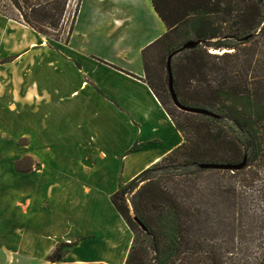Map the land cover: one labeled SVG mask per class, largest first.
Instances as JSON below:
<instances>
[{"label":"crops","instance_id":"1","mask_svg":"<svg viewBox=\"0 0 264 264\" xmlns=\"http://www.w3.org/2000/svg\"><path fill=\"white\" fill-rule=\"evenodd\" d=\"M165 32L152 0H81L64 42L0 13V264H51L63 241L64 263L125 264L134 234L111 195L184 141L145 81L142 51ZM62 104L82 120L49 125Z\"/></svg>","mask_w":264,"mask_h":264},{"label":"trees","instance_id":"2","mask_svg":"<svg viewBox=\"0 0 264 264\" xmlns=\"http://www.w3.org/2000/svg\"><path fill=\"white\" fill-rule=\"evenodd\" d=\"M11 1L18 15L2 8L0 13L58 39L48 31L60 30L68 0ZM152 4L166 32L142 51L145 81L184 141L129 182L120 183L111 195L134 234L125 264H264V185L254 186L264 170V0ZM192 41L199 43L182 49ZM176 51L170 64L179 101L216 116L186 112L173 103L167 67ZM244 160L246 166L235 172L199 166ZM25 162L28 166L22 168ZM32 167L29 156L16 162L21 171ZM73 245L58 242L48 260L105 264L64 263Z\"/></svg>","mask_w":264,"mask_h":264},{"label":"rangeland","instance_id":"3","mask_svg":"<svg viewBox=\"0 0 264 264\" xmlns=\"http://www.w3.org/2000/svg\"><path fill=\"white\" fill-rule=\"evenodd\" d=\"M31 1L33 2L34 0H31ZM79 2H80L79 0H68L67 12H66V15H65V17H64V19L60 25V30L56 33L53 31H48L49 34L53 33L55 36L57 35L58 36L57 38L59 40H62L63 42L66 40L67 35H68V30H69L71 24L74 23V20H76V18H75L76 13L75 12L78 9V3ZM22 6L24 7V10L27 9L26 3L22 2ZM0 8H2L3 10L7 11L9 14H12V15H18V13H19V10L17 9V7H15L13 5L11 0H3L2 3L0 4ZM79 8H80V6H79ZM77 14H78V12H77ZM76 17H77V15H76ZM52 39H53V37H50V35L44 36V41H46L47 43L52 42ZM211 51L217 52V53H222V52L226 51V49L225 50L212 49ZM2 61L3 60H0V62H2ZM2 77H3L2 65H0V91L1 92H2V88L4 86V84H3L4 81H3ZM8 84L11 85V82H9ZM168 106H172L171 103H168ZM67 108H68L67 105L62 104V106L59 105L58 108L54 109L53 111H49V114H52V115L48 118V121H46V122L50 125V123H52L53 121L64 122V124H65V123H67V121L69 119H71L74 122L77 120H79V121L82 120L83 115L81 113H78L76 115L75 112H73V111L69 110L70 111L69 112ZM63 132L65 135L66 132L64 130H63ZM0 137L5 138V139L10 138L9 133L6 132V128H4L3 125H1V123H0ZM24 140H25V138L20 139L21 142H24ZM5 147L6 146H2V143L0 141V164H2L0 166H3V167H4V165L6 166V164L8 163V155L6 154L7 149H5ZM228 171H230V170H228ZM236 171H238V170H236ZM203 180L208 181L209 179L207 177H204ZM261 185H264V170L260 172V175L256 179L255 184H254L255 188H257V187L259 188V186H261ZM256 192L257 191L252 193V195H253L252 198L254 197V201L257 200L256 195H258V193H256ZM70 251H71V248L68 251V253ZM86 251H87V253L88 252H90V253L98 252L97 248L96 247L94 248L93 245H88ZM90 253L87 256L105 257V254H94V255H92ZM69 255H70V258L75 257V254H73V253H70Z\"/></svg>","mask_w":264,"mask_h":264},{"label":"water","instance_id":"4","mask_svg":"<svg viewBox=\"0 0 264 264\" xmlns=\"http://www.w3.org/2000/svg\"><path fill=\"white\" fill-rule=\"evenodd\" d=\"M198 43H199V41L188 42L182 47V49H185L188 47H193ZM178 51H180V50H178ZM178 51H176L170 55L169 60H168V67H167L168 75H169V78H168V80H169V91H170L173 103L179 109L186 111V112L216 116L213 112H211L210 110H208L206 108L186 106L179 101V99L176 95V92L174 90V86H173V76H172V70H171V64H170L171 57L175 53H177ZM199 166L201 168H204V169H220V170H230V171L234 172L236 170H240V169L244 168L246 166V162H245V160L241 163L205 162V163L199 164ZM134 220L140 224V226L143 230H146L145 226L138 220V218L135 215H134Z\"/></svg>","mask_w":264,"mask_h":264}]
</instances>
